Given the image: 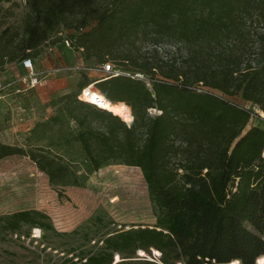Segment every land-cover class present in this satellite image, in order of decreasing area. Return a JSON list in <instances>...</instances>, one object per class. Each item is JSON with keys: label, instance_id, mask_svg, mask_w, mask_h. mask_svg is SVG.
I'll return each instance as SVG.
<instances>
[{"label": "trees", "instance_id": "trees-1", "mask_svg": "<svg viewBox=\"0 0 264 264\" xmlns=\"http://www.w3.org/2000/svg\"><path fill=\"white\" fill-rule=\"evenodd\" d=\"M64 30L85 58L134 71L91 86L132 120L77 100L81 83L48 102L55 113L32 127L27 150L0 143V159L25 155L60 189L84 187L107 165L138 168L155 223L110 231L95 210L59 232L45 213L22 210L0 216V232L37 228L46 245L66 242L61 264H124L152 249L151 264H255L264 256V128L241 134L250 110L227 98L264 114V0H25L16 23L0 22V70L39 57Z\"/></svg>", "mask_w": 264, "mask_h": 264}, {"label": "rangeland", "instance_id": "rangeland-1", "mask_svg": "<svg viewBox=\"0 0 264 264\" xmlns=\"http://www.w3.org/2000/svg\"><path fill=\"white\" fill-rule=\"evenodd\" d=\"M24 12L25 0H0V22L16 23ZM75 34L64 30L61 31L60 38L66 37L69 40L70 35ZM56 44H60L62 48L58 53L60 66H79L80 69L69 71L70 73L62 79L47 78L45 82L32 88L28 87L25 72L19 63H10L0 70V143L27 150L30 145L29 131L32 127L55 113V108L50 107L48 102L56 96L76 91L81 83H88L86 87L96 85L101 78L108 75L102 72V65L109 64L116 72H134L110 60L101 63L95 58H85L82 50H75L71 45L68 48L62 41ZM48 46L41 47L40 52L47 51ZM32 59L34 67L38 68L39 57ZM59 64L56 62L55 66ZM11 80L15 82L11 86H6ZM41 85L45 88L52 87L48 95L44 96L40 89L43 88ZM227 99L250 110L241 134L252 126L264 128V117L254 105L238 96ZM150 112L155 113L154 110ZM106 169H111L112 175L114 169L138 174L140 182L135 185L139 187L135 200L131 195L134 185L125 183L117 185L115 181V184L112 183V180H107L100 174ZM118 197L120 200L111 201ZM22 210L45 213L59 232L75 229L95 210H101L111 218L115 226L111 224L110 231L153 226L155 223L146 184L138 168L107 165L91 174L84 187L60 189L49 185L46 175L37 169L29 157L6 156L0 159V216ZM34 229H31L29 237L4 235L0 232V264H61L64 258L71 256L65 251L68 247L66 242L53 238L46 245L40 239V230L37 235ZM158 256L159 253L155 250H151L150 253L139 250L135 257L128 259L129 262L124 264H151L157 261L155 259ZM119 261L115 255L113 263Z\"/></svg>", "mask_w": 264, "mask_h": 264}, {"label": "built area", "instance_id": "built-area-1", "mask_svg": "<svg viewBox=\"0 0 264 264\" xmlns=\"http://www.w3.org/2000/svg\"><path fill=\"white\" fill-rule=\"evenodd\" d=\"M62 42L68 48L71 45L70 41L66 37H63ZM19 64L20 67L25 71V78L29 88L35 87L36 85L45 81L48 77L52 76L54 79H59L65 77L75 69H80L79 66H58L51 71L38 70L36 67H34L35 65L33 64L32 58H25ZM110 67L111 66L109 64L102 65L101 70L103 73L108 74L107 76H116L118 72L114 71ZM14 82L15 80H11V82H8L6 86H11ZM87 88L88 86L80 90V93L76 96L77 100L101 109L100 103L103 101L99 95H97L94 100H87V97L90 96V92H88Z\"/></svg>", "mask_w": 264, "mask_h": 264}, {"label": "bare ground", "instance_id": "bare-ground-1", "mask_svg": "<svg viewBox=\"0 0 264 264\" xmlns=\"http://www.w3.org/2000/svg\"><path fill=\"white\" fill-rule=\"evenodd\" d=\"M88 92H90V96L87 97V100H94L95 97L97 95H99V97L101 98V100L103 102L100 103L101 108L108 110L109 112H111L114 115H118L120 117H122V119L126 122V123H130L132 120V116L130 115L129 112H126L122 106L120 105H112L109 101H107L104 96H102L101 94H99L98 92L92 90L91 85L88 86L87 88ZM259 110V109H258ZM259 114L264 117V114L260 111H258ZM101 175H104L105 178L107 180H112V183L117 182V185L119 184H129V185H134L133 186V191H131V195L132 198L135 200L136 199V192H138L139 187L135 186L136 184H139L140 180H139V176L138 174H134V173H128L125 172L123 170L120 169H114V173L113 175L111 174V169H106L100 172ZM106 184V183H105ZM110 184V182H109ZM115 184V183H114ZM108 185V184H107ZM116 192V191H115ZM124 195V194H123ZM139 199V198H137ZM115 200H120V197L116 198V199H111L112 202H114ZM145 208V207H144ZM138 209V208H137ZM134 210V209H133ZM129 211V210H128ZM34 232L39 235V229H34ZM153 250V249H152ZM154 252V251H153ZM143 254V253H142ZM116 258L119 259V257L116 255ZM257 263L258 264H264V256H260L257 258ZM231 264H237L236 261L231 262Z\"/></svg>", "mask_w": 264, "mask_h": 264}, {"label": "crops", "instance_id": "crops-1", "mask_svg": "<svg viewBox=\"0 0 264 264\" xmlns=\"http://www.w3.org/2000/svg\"><path fill=\"white\" fill-rule=\"evenodd\" d=\"M61 50H62V48H61L60 44L48 46L47 47V51L48 52L45 50L39 56L40 65H39V67L37 69L38 70H44V71H51L54 68L60 66V64H59L60 61L58 59V53ZM56 62L59 64L58 66H55ZM48 78H50V77H48ZM52 78L54 79V77L51 76V79ZM59 79H62V78H59ZM56 80H58V79H56ZM45 81H43V82H45ZM43 82H41V83H43ZM40 87H43V88H40V89H42V92L44 93V96L48 95L50 93L49 90H51V88H52L50 86H48V88L47 87L45 88L42 85Z\"/></svg>", "mask_w": 264, "mask_h": 264}, {"label": "water", "instance_id": "water-1", "mask_svg": "<svg viewBox=\"0 0 264 264\" xmlns=\"http://www.w3.org/2000/svg\"><path fill=\"white\" fill-rule=\"evenodd\" d=\"M136 76H139V77H140V75H136ZM255 264H258V263H257V260L255 261Z\"/></svg>", "mask_w": 264, "mask_h": 264}]
</instances>
